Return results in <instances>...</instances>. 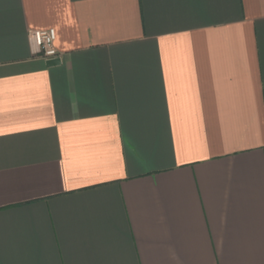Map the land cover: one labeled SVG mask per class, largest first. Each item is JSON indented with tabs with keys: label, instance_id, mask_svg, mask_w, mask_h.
Wrapping results in <instances>:
<instances>
[{
	"label": "crops",
	"instance_id": "obj_1",
	"mask_svg": "<svg viewBox=\"0 0 264 264\" xmlns=\"http://www.w3.org/2000/svg\"><path fill=\"white\" fill-rule=\"evenodd\" d=\"M0 264H264V0H0Z\"/></svg>",
	"mask_w": 264,
	"mask_h": 264
},
{
	"label": "built area",
	"instance_id": "obj_2",
	"mask_svg": "<svg viewBox=\"0 0 264 264\" xmlns=\"http://www.w3.org/2000/svg\"><path fill=\"white\" fill-rule=\"evenodd\" d=\"M33 52L44 60H55L59 54L54 47L56 34L53 29L47 31H33L29 34Z\"/></svg>",
	"mask_w": 264,
	"mask_h": 264
},
{
	"label": "water",
	"instance_id": "obj_3",
	"mask_svg": "<svg viewBox=\"0 0 264 264\" xmlns=\"http://www.w3.org/2000/svg\"><path fill=\"white\" fill-rule=\"evenodd\" d=\"M60 64V61L58 59H55V60H49L47 61L46 65L48 67H53V66H57Z\"/></svg>",
	"mask_w": 264,
	"mask_h": 264
}]
</instances>
